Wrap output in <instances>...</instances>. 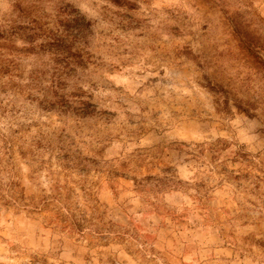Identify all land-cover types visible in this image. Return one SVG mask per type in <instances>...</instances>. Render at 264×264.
<instances>
[{
    "label": "clouds",
    "instance_id": "clouds-1",
    "mask_svg": "<svg viewBox=\"0 0 264 264\" xmlns=\"http://www.w3.org/2000/svg\"><path fill=\"white\" fill-rule=\"evenodd\" d=\"M0 264H264V0H0Z\"/></svg>",
    "mask_w": 264,
    "mask_h": 264
}]
</instances>
